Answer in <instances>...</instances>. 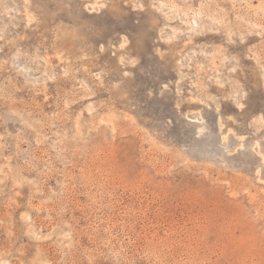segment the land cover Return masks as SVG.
<instances>
[{"label":"rangeland","instance_id":"obj_1","mask_svg":"<svg viewBox=\"0 0 264 264\" xmlns=\"http://www.w3.org/2000/svg\"><path fill=\"white\" fill-rule=\"evenodd\" d=\"M0 264H264V0H0Z\"/></svg>","mask_w":264,"mask_h":264}]
</instances>
